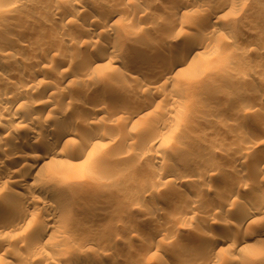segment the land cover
Listing matches in <instances>:
<instances>
[{
	"label": "rangeland",
	"instance_id": "obj_1",
	"mask_svg": "<svg viewBox=\"0 0 264 264\" xmlns=\"http://www.w3.org/2000/svg\"><path fill=\"white\" fill-rule=\"evenodd\" d=\"M76 1L85 5L80 14L70 12L77 3ZM110 1L0 0V35L3 38L0 37V46L4 42L9 47V51L5 55L1 54L2 47H0V61L7 60L9 65L7 68H0L1 83L8 81V84H11L12 80L17 82L16 78L19 75L20 67L24 63L27 64L29 59L38 60L39 57H45V50L49 47L52 48L50 52L52 54L49 55L51 57L48 59H51L53 64L49 60L45 62L46 64H34L35 66L30 69L32 72L30 75L36 74L39 70H48V67L49 70H52L56 66L55 71H50L53 76L51 74L45 78V82L50 81V84H58L57 79L60 76V71L57 70V62L59 55L64 50L77 53L76 55L79 54L78 57L80 56V65L82 66H75L73 69L80 71L79 67L84 66L85 60L90 59L89 56L96 57V53L106 47L104 45L108 40L122 48V51L118 53L122 62L116 63L113 67L90 71L85 75L82 74L83 71L81 70V73L75 76L76 79L71 84L62 85L58 93L53 96L43 95L39 88L38 90H36L37 88H34L35 90L30 89L27 91L28 95L26 92L25 98L28 100L26 99L25 102L36 100L37 103L35 104L39 107L43 104V101L39 100L46 101L48 99L54 104L52 103L45 110L46 112L44 111L42 118L37 119V121L42 120L41 122L35 121L32 124H26V122L16 121L13 123L12 127L15 125L12 129L13 133L4 135L5 137L10 136H7L8 138L3 137V143L0 145V158H9L6 160L3 169L0 170V175H3L4 172L12 173V169H14L11 164L12 155H6L9 146L14 143L24 144L26 138L22 133L33 126L40 129L39 124L44 122L48 123L50 127L47 125L48 128L45 126L46 128L42 129V127L41 130L44 131L45 136L48 133L49 137L53 136L57 127L54 122L57 116L64 118V120L60 119L61 126L65 125L66 128L70 127L76 132L75 140L87 128L91 129V133H96V140L100 144L101 150L105 152L107 159L93 164L85 162V164L78 165L82 169L80 177L88 180L85 183L98 186L99 192H92L91 188L85 187L86 185L84 187L79 186V188L67 187L66 185L72 180V177L65 176L62 167L59 166V187L56 194L52 195L47 190L41 189L44 187L43 181L49 179V177H44L41 179L42 182H40L41 180L37 181L42 183L41 187L35 182L36 185L34 184L31 190H27L29 196H20L17 199L19 203L38 196L46 201L59 199L67 208H77L80 205H87L88 208L85 207L79 215L80 222H82H79L80 224L75 222V216H71V214L68 215L71 223L69 226L50 221L47 230L57 235L54 236L53 242L49 246L47 244L40 246L36 243L38 227L44 225L42 218L45 215L38 211L30 218L33 222L14 227L13 230L11 229L12 234L10 236H5L0 231V264H37V257L47 255L51 258H49L51 264H59V262L60 264H183L182 261L184 264H202L193 251V247L199 246L196 240V232L201 229L212 228V226L218 229L213 220L226 217L231 224H229L230 228L226 234H233L234 228L232 226L236 222V217L234 218L236 209L261 205L259 201L261 198L251 194V189L256 183L262 184L261 182H264V165L258 164V166L255 162L256 156L262 154L264 147V134H262L264 133V96L261 95H264V0H238L236 7H226L218 15V18L210 20L211 25L209 21L204 25L199 22L201 13L212 4L223 5L226 0H198V6L186 5L181 7L175 24L169 30L166 16L174 9L177 0H126L122 3L123 5L121 4V13H118V17L114 18L119 21V24L88 39L86 33L83 32L93 24L86 18L88 10L92 9L95 3ZM190 1L188 0V2ZM48 3L50 4L48 5ZM50 5L56 9L51 14L46 10ZM144 7L149 10L145 9L147 13H142L141 8L143 10ZM199 23L202 29L200 31L197 30ZM212 28H215V31H211ZM112 29L115 32L117 30L119 35H123L125 40L121 42L120 39H108L107 33L113 32ZM58 33L64 35L61 37ZM78 35L82 36L78 44L79 47L72 42ZM197 36L203 37V42L197 46L199 50H203L202 55L209 60L208 65L188 78L179 79L181 82L176 79L165 82L162 79L164 77H158L157 80L151 70L147 68L145 70L136 68L138 71L136 69L131 71L126 68L128 64L133 63L130 61L131 52L136 45L139 47L144 45L143 47L148 49L166 45L173 50H178L181 48L182 39H193ZM6 38L10 39L7 40ZM5 40L10 41L9 44ZM41 55L44 56L41 57ZM159 55L158 58L165 57L164 53H159ZM223 60L226 62L223 63ZM133 66V64L129 65V67ZM151 79L162 84L158 88L151 87L148 93L156 92L162 99L154 103L148 112L146 111L147 113H135L145 99L144 94L146 93V90H142L140 87V82H147ZM104 82H111L116 85L123 83L121 85L128 86L129 93L132 92L131 94L137 99L127 98L125 94L109 93L107 89H104ZM18 83L13 84V87ZM84 83H88L87 85L90 86L82 87ZM11 91L4 98H0V104L3 101L12 102L16 94L13 93L14 89ZM228 96H232V98L229 99ZM101 98L109 99L111 105L103 109L99 118L97 117L95 122L89 123L91 125L88 127L89 124H84L85 121L81 118L82 116L79 117V113L82 110L81 113L95 111L97 102ZM177 100L179 104L176 103ZM25 102L21 103L23 106L25 105L24 107L16 102L17 110L25 112L31 106V104H27V108H25ZM33 104L31 107H37ZM31 107L29 109H32ZM127 118H131V122L125 124ZM255 119L261 123L258 124ZM254 123H257L258 126ZM163 124L168 125L166 130L160 129L159 126ZM18 125H22V127ZM254 130L259 134V139H257L259 144L256 141V148L253 146L251 149L246 144H249V136L255 133ZM19 135L23 136V139H20ZM10 138L14 139L11 140ZM38 141L33 139L29 142L30 144H26V153H30L29 155H33L34 152L41 153L40 150H43L44 145ZM228 141L233 142L232 145L234 146L228 147ZM234 142H238L240 147ZM225 144L228 148L225 147ZM181 147L187 148L189 153L177 154ZM222 147L225 149L223 150ZM240 148L244 157L241 162H236L237 155L241 154ZM156 152L165 156L163 161L154 160L153 155ZM60 154L55 156V162L60 161L66 167L67 165L71 168L76 167L80 161L73 159L71 152L67 150ZM28 163L31 164L32 160H29ZM73 164L75 165L73 166ZM17 167L16 169H19L17 172L21 173H25L29 169L28 164ZM171 168L173 172H171ZM157 172L160 173L161 177ZM181 172L188 173L190 179L178 180ZM5 176V179L11 178L6 173ZM195 177H198L196 181L194 180ZM3 179H0L1 199L11 188H20L10 180L5 181ZM3 181L5 182L3 183ZM238 181L249 184L240 190L233 184V182ZM233 187L238 189L233 190ZM229 190L230 192H228ZM197 191L203 192L205 201L196 206L191 207L189 205L191 207L189 208L188 202L184 198H186V194L193 195ZM229 193L236 198L234 200L227 198ZM1 199L0 205L3 203ZM9 199L7 200L9 201ZM211 203H220L222 208L212 212L209 209ZM185 204H187V208ZM156 205L161 207V211L157 215L158 217L154 215L153 217L156 219H153V217L148 216L147 212ZM184 208L192 209L194 213L181 220L179 219V211L180 213L183 212L186 210ZM102 212L107 217L105 220L103 219L104 222L97 218ZM3 216L4 214L0 212V223L5 221L1 218L6 219L11 215ZM263 216L264 209L256 217L249 218L247 224L250 225H247L248 228L244 227L247 230L243 229L245 230L243 233L242 231L237 233L236 239L241 237L242 241L244 236L251 233V230H263L264 232L263 223L258 222L261 217L262 220H259L264 221ZM99 222H102L101 225L94 230L93 226ZM161 225L164 227L159 228ZM161 228L162 231L157 230ZM174 231L177 235L172 236ZM151 233L156 234L159 241L151 250L146 251V240L150 235H153ZM253 241L256 242V240H250L253 243L252 246L255 244ZM54 242H56L55 245H53ZM258 242L264 243V237H260ZM258 244L260 245V243ZM263 245L262 249L264 248ZM226 246V244H222L218 249L219 253L217 252L215 258L213 257L215 260H211V263L208 262V264H227L228 257L223 255ZM246 248L243 250L232 248L234 253L232 252L231 256L238 257L239 264H242L244 260H247L244 264H255L256 262L264 264V249L261 253L256 254L254 249ZM22 253H29L30 257L26 260L20 259L19 256ZM16 254L18 255L16 256ZM81 254L93 258L94 262L79 261L78 257ZM241 260L242 263H240Z\"/></svg>",
	"mask_w": 264,
	"mask_h": 264
},
{
	"label": "bare ground",
	"instance_id": "obj_2",
	"mask_svg": "<svg viewBox=\"0 0 264 264\" xmlns=\"http://www.w3.org/2000/svg\"><path fill=\"white\" fill-rule=\"evenodd\" d=\"M125 1L126 0H111L110 2H103V3H95V4H93V8L88 10L89 12L86 15L87 20H89L93 24L91 26H89V28L85 29V31H83V32L86 33V36L88 37V39L91 38L94 35H100V33H102L104 30H107L108 28H111V27L114 28V26H117L119 24V21L115 20L114 18L116 16L118 17V13H121L120 11L122 10L121 9L122 5H123L122 3H124ZM224 2H225L224 4L222 3L223 5H219V6L217 5L216 6V4L215 5L212 4V5L208 6V8L205 9L206 11L203 10L204 12L201 13L202 15L199 18V22H201L204 25V23L207 24V21L210 22V20L218 18V15L221 13V11L224 8H226V7H230V8L236 7V4L238 3V0H226ZM49 4L50 3H48V5ZM186 5L198 6L199 3H198V0H191L190 2H188V0H177L176 1V5H174V7H173L174 9H172L171 12L166 16V20H167V23H168L167 24L168 25V30L170 28H172L173 25L175 24V22L177 20V17H178V13L181 12L180 11L181 7L182 6L184 7ZM84 7H85L84 4H82L81 2L80 3L77 2L75 4L73 10L71 9L70 12H74V13L77 12L78 14H80V13H82V11H83L82 9H84ZM145 9H146L145 7L143 8V10L141 8L142 13L146 12V10H148V9H146V10ZM46 10L49 11L50 14L54 10L56 11V9L53 7V5L48 6V9H46ZM52 15H53V13H52ZM63 18H64V16H63ZM159 18H162V17H159ZM166 20H165V22H166ZM211 23L212 22H210V25H211ZM199 25H200V23L197 25L198 26L197 30L200 31L202 29H201V27ZM112 30H113V32H111L110 34L107 33L108 39H110V40L111 39H114V40L115 39H117V40L120 39L121 42L123 40H125L123 38L124 36L121 35V34L119 35V32H117V30H116V32L114 31V29H112ZM118 31H120V30H118ZM211 31H215V28H212ZM126 33H127V31H126ZM58 34H60L61 37L64 35L62 33H58ZM55 35H56V32H55ZM198 36H199V34H198ZM198 36L194 37L193 39H191V38L182 39L181 42H180L181 48L180 49L178 48V50H173V49H171L170 47H168L166 45H163L162 47L154 46L153 48L151 47L149 49L146 48V47H143L144 45L142 47L141 46L139 47V45H136L134 50L131 52L132 58L130 60L131 62L133 61L132 64L134 66L133 67H129V65H132V64H128L126 68L128 70L130 69L131 71L136 69V68H138L139 70H143V69L145 70V68H147L148 70L150 69L152 74L155 76L156 79L158 77L159 78L164 77L162 79L165 82L166 81L168 82L170 80L172 81L174 79L182 80L183 78H188L189 76L193 75L198 70L200 71L201 68L206 67L208 65V61H209L205 56L202 55L203 54V50H199V48L197 46L200 42H203V37H198ZM0 37H1V35H0ZM81 37H82L81 35L80 36L79 35L76 36L73 39L74 41H72V42L75 45H78L80 43V41H81ZM71 38H73V37H71ZM9 39H7V40H9ZM7 40H5V42ZM9 42H8V44H9ZM98 42H99V40H98ZM2 43H3L2 46H0V47H2L1 48V52H2L1 54L5 55L7 53V51H9L8 50L9 47H7V44L5 45L4 42H2ZM117 45L114 44V43L112 44L108 40L107 43H105V45H104V46H106L104 49H102V50H100L98 52L96 51L97 52L96 53V55H97L96 57L95 56L94 57L89 56L90 59L85 60L86 63L84 62L85 63L84 66L83 67H79L80 71L81 70L83 71L82 74L84 73V75H85V73L88 74V73H90V71H98L101 68L105 69L107 67H113V65H115L116 63H119L120 61L122 62V59H121V57L118 54L119 51H122V48L121 47H117ZM77 47H79V45ZM51 49L49 47V48H47L45 50L46 51V53H44L45 57H42L44 55H41L42 58H40L38 56L40 58V59L38 58V60L31 58L32 60L29 59L28 60L29 62L27 64L24 63L22 65V67H20L19 75H17V78H16L17 82H19V83L15 87H13V84L17 83V82H14L15 80L14 81L12 80L13 82L11 81L12 85L8 84V81H5L3 83L0 82V98H4V96H6L8 94V92L11 91L12 89H14L13 93L15 92V94H16L11 103H7L8 101L6 100L7 102L3 101V103L0 104V117H1L0 118L1 119L0 120V145H2V143H3V140H4L3 137L6 138L7 136L8 137L10 136V135H7L5 137L4 135L13 133L12 129H13V127L15 125L13 127H12V125H13L14 122H16V121L17 122H21V123L22 122H26V124L27 123H31L32 124L35 121L39 122L40 120L37 121V119L38 118L40 119V117L42 118V114L44 113V111L46 109H48L50 107V105L53 103V102L51 103V101H49L48 99H46V101L39 100V101H43L42 102L43 104H41V106H39V107L35 104V103H37V102H35L36 100L35 101L34 100L33 101L29 100V101H26V102H29V103H26L25 100L27 98H25V94H26L27 91H29L30 89H34V88H37L36 90H38V88H39L43 95H45V96L46 95L53 96V95L58 93V91L60 90V87L62 85L65 86V85H68L69 83L71 84V82L76 79L75 76H77L78 73H81L80 71H78V70L75 71L73 69L75 66L78 67L81 64L80 58H79L80 56L78 57L79 54L76 55L77 53L74 54L72 52H68L67 50H64L59 55V59H58V62H57V70L60 71V76L58 78L59 80L57 79L58 84L57 83L56 84H50V81L48 83L45 82V78L49 77V75L52 74L51 73L52 70L55 71L56 66L52 70H49V67H48L49 71L47 69L46 70H39L36 74H34V75L31 74L30 75V73H32L30 71V69H31L32 66H35L34 64L37 65L38 63H45L48 60H49V62L52 61L51 59H48V58L51 57L49 55L52 54V53H50ZM159 53L160 54L164 53L165 57L164 58H161V57L158 58ZM6 61L7 60H1L0 61V68L9 67V65H8V63ZM225 62L226 61H224L223 63H225ZM221 65H223V64H221ZM80 66H82V65H80ZM138 69H136V70L138 71ZM201 70H203V69H201ZM82 74H80V75H82ZM51 76H53V74ZM134 77H133V79H134ZM135 78H137V77H135ZM164 81H162V82H164ZM87 84L84 83V85H82V87L85 86V85L89 87L90 85H87ZM121 84H123V83H121ZM121 84L119 83V85H116V84H113L111 82H104V89H107L109 91V93L113 92V93H115L117 95L125 94L127 96V98H131L132 100L137 99V98L134 97V95L131 94L132 92L129 93L128 86H125V85L122 86ZM161 84L162 83H158L154 79H151L150 81L147 80V82H145V81H141L140 82V87L142 88V90H146V93L144 94L145 95V97H144L145 99L143 100V102L139 106L138 111L135 112V113H139V112H144L145 113L146 111L148 112V110L150 109L151 106L154 105V103H156V102H158V100L162 99V97L160 95H158L156 92H150V94L148 93L149 90L151 89V87L158 88L159 86H161ZM163 85H166V83H163ZM263 85H264V83H263ZM124 86L127 87V88H125ZM84 88H86V87H84ZM61 89H63V88H61ZM180 89H182V88H180ZM215 89H217V88H215ZM159 90H160V88H159ZM34 92H32V93H34ZM11 93H12V91H11ZM237 94H239V93H237ZM27 95H28V92H27ZM261 95L264 96L263 94H261ZM63 97H66V96H63ZM228 98L231 99L232 96H228ZM63 99H65V98H63ZM109 101H110L109 99H102L101 98L97 102V105H96L97 109H95V111L93 110L90 113H81V112H83V110H82L79 113L80 114L79 117L82 116L81 118L85 121V123H84L85 125H87V123L89 124V123L95 122L96 118L97 117L99 118L100 112H102L103 109L108 107V105H111V104H109L110 103ZM16 102H19V104L25 102V104H26L25 108H27V104H31V106H32V104L34 102V104L37 107L34 108V107L30 106L32 109H29L30 108L29 107L25 112H21V111L17 110L18 108L15 106ZM178 102L179 101L177 100L176 103H178ZM34 104H33V106H34ZM180 105H179V107L181 108ZM25 108H23V109H25ZM117 109L119 110V108H117ZM60 119L64 120V118H60L58 116L55 118V120L52 119V120H54L55 125H57L56 129L54 130L55 133L53 134V136L49 137L48 136L49 133H48V135L45 136L44 131L41 130L42 127H43L42 129H44V128H46L45 126H47V125L49 126L48 123L46 124L44 122L43 124L41 123L42 125L39 124L38 127H40V129L33 126L29 130H27L28 134H27L26 130H25L26 132L24 131L22 133L23 136L26 138L24 140V144L21 143V145H20V144L14 143L13 145H10L9 148H8V154H6V155L7 156L8 155H10V156L12 155L13 159L11 160V164H12V168H14V169H12V171H13L12 173L4 172L3 175H0V179H2V178L5 179V177H6L5 173H6V175H10L11 178L10 179H5V181L6 180H10L14 185H17L20 188L19 189L11 188L9 190V192L4 195V197L2 199L0 198L1 200H3V203H1V205H0L1 214H4V216L6 214L7 215H11V216H8L6 219L5 218H1V219L5 220V221L3 223H0V231H2L3 235H5V236H7V235L10 236L12 234V230H13L14 227H16V226L20 227L22 224L28 225L31 222H33V221L30 220V218H31V216H34L37 211L41 212V214H43V213L45 214L44 217L42 218L43 221H44V225H42V226L40 225L38 227V231H37L38 238L36 240V243L39 244L40 246H41V244H47L49 246V244H51V242H53L54 236L56 237V235H57V234L55 235L53 232L51 233V231L48 232L47 228H48V224H49L50 221L60 222L64 226H69L71 223L69 222V218H68L69 216L68 215L71 214V216L72 215L75 216L74 218H75V222L76 223L80 222L79 215L81 214L82 211H84L85 207L88 208L87 205L86 206L85 205H80L77 208H67V206L65 204H63L61 202V200H59V199H50V201L47 200V201H49V202H47L46 200H42L38 196L37 197H33L32 196L33 198H31V199L28 198V200L25 201V202H20V203L17 202V199L20 198V196H29L30 194L28 195L27 190L28 189L31 190L32 189L31 187H34L35 182H37L38 180H41L42 178L44 179V177H49V179H47L45 181H43V180L40 181V182H42V181L44 182L43 183L44 187L43 188L41 187L42 183L40 184V182H37L38 183L37 185L40 184L39 186L41 187V189L47 190L52 195L56 194V191L58 190L57 188L59 187V179H58V176L60 175V172L58 171V167L59 166H60V168L62 167L63 173L65 174V176L72 177L71 178L72 180H70V181L68 180L69 183L66 185L67 187L79 188V186H83L84 187L86 185L85 187L91 188L92 192H94V191L99 192L100 191V188L98 186H96L95 184L93 185L91 183H89V184L85 183L88 180H86L85 178L83 179L82 177H80V175H81L80 173H81L82 169H81V167L78 166V165H81L83 163L85 164V162L86 163H90V164L97 163V162L103 161L106 158V154H104L105 152H103V150H101L100 144L96 140L97 134L96 133H91V129L87 128V130L82 135H80V136L78 135L79 136L78 139L75 140L74 136L75 135L77 136L76 132L74 130L70 129V127L66 128L65 125L61 126L60 125V122H61ZM255 120L257 121L258 124L261 123V121L258 122L260 119L259 120L255 119ZM99 121H101V120H99ZM130 122H131V118H127L124 123L127 124V123H130ZM257 123H254V124L257 125ZM90 125L91 124H89L88 127ZM18 126L22 127V125H18ZM48 126H47V128H48ZM166 126L168 127V125H166ZM166 126L163 124V125H160L159 127L162 130L163 129L166 130L167 129ZM212 129H214V128H212ZM15 130H16V128H15ZM262 134H264V133H262ZM15 135L17 136L16 133H15ZM258 135L259 134L256 133V131H255V133H253V134H251V136H249V139H250L249 142H248L249 144H246L248 148H251L253 146L255 147L256 141H257V139H259ZM12 136H14V135H12ZM17 137H16V139H17ZM22 137L20 139H23ZM10 139L12 140L14 138H10ZM33 139L41 141L42 145H44V148H43V150L39 149L41 151V153L40 152L39 153H35L34 152L33 155H29L30 153H26L25 149L27 148L26 146L28 145V143L31 142ZM237 143H235V144L238 145ZM232 144H233V142H230V141L227 142V146L228 147L234 146ZM240 144H242V143L240 142ZM257 144H259L258 141H257ZM76 146H77V148H76ZM227 146L225 144V147H227ZM242 146H243V144H242ZM242 146H241V148H242ZM236 148H237V146H236ZM241 148H240V151H241ZM224 149L225 148H223V150ZM66 150L71 152V156H72L73 159H75V160L79 159L80 160L76 164L77 165L76 167H72L71 168L68 165L66 167L64 164H61L60 161L57 162V163L55 162L56 161L55 156L58 155L59 153L63 154V152L66 151ZM222 151H221V153H222ZM177 152H176L177 154H179V153L180 154L181 153H187V152L189 153V151L187 150V148L185 149V147L184 148H182V147L179 148ZM214 152H215V150H214ZM237 153H239V152H237ZM242 153L243 152L241 151V154L240 155L238 154L239 156L237 155L236 160L234 158L233 159L236 162L237 161L241 162V160H243V157H244V155ZM255 155H256V153H255ZM153 157H154L155 161L156 160L163 161L164 158H165V156L162 153H157V152L155 153V155H153ZM8 159H9L8 157L6 159L0 158V170L3 169V166L6 163V160H8ZM29 160H32L31 164L28 163ZM255 160H256L255 162H256L257 165L258 164L261 165V166L264 165V147L262 148V154L256 156ZM24 164L25 165L28 164V167H29L28 171L25 172V173L17 172L19 170V169H16V168H18L17 166H23ZM74 165L75 164H73V166ZM167 166H169V165H167ZM167 168H170V167H167ZM165 169H166V167H165ZM169 172H170V170H169ZM171 172H173L172 168H171ZM174 172H177V171L174 170ZM157 173H159V172H157ZM165 173H166V170H165ZM203 174H205V173L203 172ZM199 175H201V174H199ZM154 176H156V175H154ZM159 176H160V173H159ZM189 176L190 175L188 173H182L181 172V175H179L178 180L183 181L185 179H188ZM204 177H205V175H204ZM195 178H194V180L196 181L198 179V177L196 179ZM5 181H3V183ZM242 181H243V179H242ZM258 183H260V182H258ZM261 183L262 184H257L256 183V185L251 189L252 193L250 191L251 194H253L255 196L257 195V196H259L261 198L259 200L261 205H257V206L255 205L252 208H250V207H247V208L246 207H242V208L237 207V208H239V210L236 209V211L234 213L235 214L234 218L236 217V222L232 226V228H234V233L232 232L233 234H229V233L226 234V231L229 230L230 225H231L230 222H229V219L226 218V217H222L221 219H218V220L216 219V221L213 220L214 225L216 224L215 226H218V229H220V230H218V229L214 228V226H212V228L210 227L208 229H201L199 232H196V240L198 241L197 243H199V246H195V247L192 246V247H193L194 254L196 255V258L199 260V262H201L202 264H208V262H210L211 260H215L214 256H216L217 252L219 253L218 249H220L222 244H226L227 245L226 248L224 249L226 251L223 252V255L224 256L226 255L228 257L227 264H239L238 257L234 258L233 256H235V255L231 256V254L233 252L232 248H235V250H236V248H239V250L240 249L243 250L244 248H246L248 246L246 249H248V248H249V250L250 249H252V250L254 249L253 251L256 254H259V253H261L263 251L264 248L262 249V245L264 243L258 242V243H260V245L257 243V241H258V239H260V237H264L263 236L264 235L263 230H258V231L257 230H253V231L251 230L250 231L251 233H248L249 235H246V233H245L246 236H244L245 238L242 239V241L240 239L241 237L239 238L240 241H238L239 239L237 240L236 236H235L237 233L239 234L241 231L243 233V231H245L243 229L248 228L247 225H250V224H247V221H248L249 218L256 217L257 214L260 213V211H262L264 209V199H263L264 198V182H261ZM233 184H234V186L240 188V190H241L242 187H243L242 189H244V187H246V184H249V183H245V182L243 183L241 181H238L236 183L233 182ZM231 186H233L232 183H231ZM236 187H233V190ZM248 187L250 188V186H248ZM146 188H148V187H146ZM237 189H235V190H237ZM148 190H150V189H148ZM233 190H232V192H233ZM198 191L193 193V195L186 194L187 196L184 199L187 200L189 208H191L192 206H196L199 203L205 201V199H203V192H198ZM228 192H230V190ZM227 196H229L227 198H230L232 200H234L236 198V197L234 198V196L231 195V193H229ZM9 198L12 199V200H10ZM7 199H9V201ZM215 202H217V201H215ZM253 203H254V201H253ZM185 205H186V208H187V204H185ZM221 206L222 205H220V203L219 204L218 203L217 204L211 203V206H209V209L212 212L213 211L216 212V211H218V210H220L222 208ZM160 208L161 207H159L157 205L154 206L153 209H151L149 212H147L148 216H151V217H153L154 215L157 216L160 213V211H161ZM186 208H184V209H186ZM60 210H62V211H60ZM193 210H194V208H193ZM232 210H234V209H232ZM194 211H196V210H194ZM207 211L209 212V210H207ZM192 213H194V212H192V209L191 210H187L186 209V210H184L181 213L179 211V215H180L179 219L183 220L187 216L190 217V215H192ZM204 215H205V213H204ZM97 218L98 219L100 218L101 221H103V219L105 220V218H107V217H106V214L102 212V213H99ZM261 218H259V219L262 220ZM153 219H156V218L153 217ZM259 219H258V222H261V224L263 223V225H264V221H260ZM80 223H82V222H80ZM101 223L100 222L99 223H95V225L93 226L94 230H95V228L97 229L98 226L101 225ZM253 223H257V222H253ZM72 226H74V225H72ZM162 226L163 225L159 226V228L162 227ZM244 227H246V228H244ZM162 228L161 229H157V230L158 231H160V230L162 231ZM14 233H16V232H14ZM80 234H83V233L80 232ZM151 234H153V233H151ZM172 234H173L172 236L177 235V233H175V231ZM194 235H195V233H194ZM158 239H159V237L156 234L150 235L147 238V240H146V244H145L147 246L146 251L147 250L148 251L151 250L155 246V244L159 241ZM250 240H256V242L253 241L255 243L254 244L255 246L254 245L252 246L253 243H251ZM200 243L203 244V245H201ZM55 244H56V242H54L53 245H55ZM256 244H258V246H256ZM38 247H36V248L39 249ZM254 252H251V253H254ZM43 254H44V252H43ZM17 255L18 254H16V256ZM19 257H20V259L26 260L30 256H29V253L28 254H23L22 253V254H20ZM49 258H50L49 255H47V256H39V257H37V261H38L37 264H48L49 263ZM246 259H247V257H246ZM260 259H261V257H260ZM78 260L79 261L82 260L83 262H89V263H93L94 262L93 258H89V256L82 255V254H81V256L79 255ZM79 261H76V262H79ZM218 261H220V260H218ZM245 261H247V260H244L243 263H242V260H241L240 263L244 264ZM251 261H252V257H251V260H249V262L251 263ZM51 263H49V264H51ZM182 263L184 264V261H182ZM258 263L259 262H256L255 264H258ZM59 264H60V262H59Z\"/></svg>",
	"mask_w": 264,
	"mask_h": 264
}]
</instances>
